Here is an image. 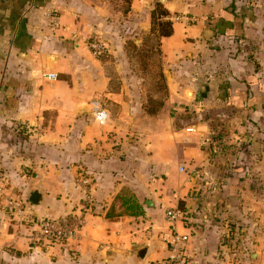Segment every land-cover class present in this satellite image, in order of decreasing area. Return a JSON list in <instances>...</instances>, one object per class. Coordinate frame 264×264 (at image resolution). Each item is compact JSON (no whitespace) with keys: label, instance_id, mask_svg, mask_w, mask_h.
<instances>
[{"label":"crops","instance_id":"1","mask_svg":"<svg viewBox=\"0 0 264 264\" xmlns=\"http://www.w3.org/2000/svg\"><path fill=\"white\" fill-rule=\"evenodd\" d=\"M157 4L172 24L158 37L168 123L133 105L126 118L110 113L125 111V88L110 89L85 46L111 28L110 0H0V264L161 261L175 207L190 264H264V0H132L141 21L129 28L151 33ZM101 104L108 122L96 126ZM131 198L139 214L122 204ZM9 201L84 225L73 241L37 248Z\"/></svg>","mask_w":264,"mask_h":264},{"label":"rangeland","instance_id":"2","mask_svg":"<svg viewBox=\"0 0 264 264\" xmlns=\"http://www.w3.org/2000/svg\"><path fill=\"white\" fill-rule=\"evenodd\" d=\"M131 1L110 0L115 11L108 19L112 25L111 28L107 29L103 35L93 33L87 36L85 46L87 41L92 38L99 39L102 43L107 42L109 45L110 54L96 58L102 62L106 73L112 77L110 89L124 87L127 99L125 101V111L118 109L120 105L116 106L114 104L111 107L110 113L113 117H128L130 110H128L127 105H133L137 108V117L141 118L151 111H156V113L160 112L161 115L165 113L164 122L168 123L169 116L173 117L176 111L172 110L170 113L165 107H162L168 95L165 81L161 77L159 38L156 32L151 34L150 32L146 33L144 30L138 31L129 28V25L132 26L141 21L139 16L128 14V7ZM86 50L91 54L87 48ZM117 70L121 73L118 74ZM102 107L105 110L107 109L105 105H102ZM161 107L162 109H160ZM106 122L103 125H98L94 122L93 124L105 126ZM113 129H117V127ZM118 131L126 135L127 128L122 126ZM145 131L144 127H136L134 135H137V138H135L136 136H132L131 139L135 140L137 145L141 144L140 139ZM128 195H130V192L125 190V188L120 191V196L128 197Z\"/></svg>","mask_w":264,"mask_h":264},{"label":"built area","instance_id":"3","mask_svg":"<svg viewBox=\"0 0 264 264\" xmlns=\"http://www.w3.org/2000/svg\"><path fill=\"white\" fill-rule=\"evenodd\" d=\"M172 21L180 20V17L171 18ZM86 48L94 57H102L106 54V47L102 41L96 38L89 39ZM47 80L55 81V74H47ZM93 122L103 125L108 119L107 110L98 107L92 114ZM191 133L192 129L188 128ZM180 171L183 170L181 166ZM27 203L25 201H9V207L16 219L29 230V239L31 244L37 248H50L54 245H60L73 241L78 236L80 229L84 225L82 216L67 215L58 218H38L26 211ZM186 213L179 208H169L165 211V220L168 224L167 250L168 254L161 261L150 264H190L186 255V245L190 239L188 234L179 232L177 225L183 223Z\"/></svg>","mask_w":264,"mask_h":264},{"label":"trees","instance_id":"4","mask_svg":"<svg viewBox=\"0 0 264 264\" xmlns=\"http://www.w3.org/2000/svg\"><path fill=\"white\" fill-rule=\"evenodd\" d=\"M169 13L165 11L161 5H157L156 10L151 13V33L156 32L157 37H169L172 34V24L169 21L164 20V17H167ZM122 204L128 205L130 212L134 214H139L141 207L134 200L126 199ZM110 217L106 215V219Z\"/></svg>","mask_w":264,"mask_h":264},{"label":"water","instance_id":"5","mask_svg":"<svg viewBox=\"0 0 264 264\" xmlns=\"http://www.w3.org/2000/svg\"><path fill=\"white\" fill-rule=\"evenodd\" d=\"M188 95H190V92H188ZM39 199H40V194H38L37 192H33V193H31V195L28 199V203L33 205V206H36L39 202ZM144 250L145 249L138 250L137 254L141 255L144 252Z\"/></svg>","mask_w":264,"mask_h":264}]
</instances>
